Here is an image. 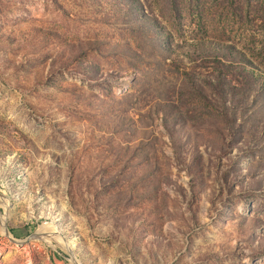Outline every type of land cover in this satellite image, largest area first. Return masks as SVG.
Masks as SVG:
<instances>
[{"label":"rangeland","instance_id":"1","mask_svg":"<svg viewBox=\"0 0 264 264\" xmlns=\"http://www.w3.org/2000/svg\"><path fill=\"white\" fill-rule=\"evenodd\" d=\"M0 264H264V0H0Z\"/></svg>","mask_w":264,"mask_h":264},{"label":"trees","instance_id":"2","mask_svg":"<svg viewBox=\"0 0 264 264\" xmlns=\"http://www.w3.org/2000/svg\"><path fill=\"white\" fill-rule=\"evenodd\" d=\"M241 69L242 70H244V71H246V68H243V66L241 67ZM224 86L222 85V84H219V91L221 92H223L222 93V96L224 97V95H225V93H226V90H224V88H223Z\"/></svg>","mask_w":264,"mask_h":264},{"label":"water","instance_id":"3","mask_svg":"<svg viewBox=\"0 0 264 264\" xmlns=\"http://www.w3.org/2000/svg\"><path fill=\"white\" fill-rule=\"evenodd\" d=\"M31 237H33V238H41L42 237V234L40 235V234L36 233V234L32 235Z\"/></svg>","mask_w":264,"mask_h":264}]
</instances>
